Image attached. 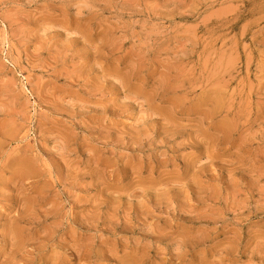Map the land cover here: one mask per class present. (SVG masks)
<instances>
[{
  "label": "rangeland",
  "instance_id": "374dc122",
  "mask_svg": "<svg viewBox=\"0 0 264 264\" xmlns=\"http://www.w3.org/2000/svg\"><path fill=\"white\" fill-rule=\"evenodd\" d=\"M0 264H264V0H0Z\"/></svg>",
  "mask_w": 264,
  "mask_h": 264
}]
</instances>
